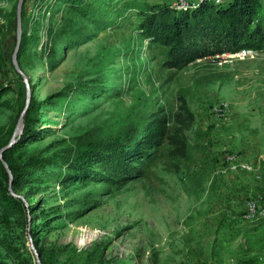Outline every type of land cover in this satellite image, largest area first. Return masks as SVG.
Returning a JSON list of instances; mask_svg holds the SVG:
<instances>
[{
  "label": "rangeland",
  "instance_id": "374dc122",
  "mask_svg": "<svg viewBox=\"0 0 264 264\" xmlns=\"http://www.w3.org/2000/svg\"><path fill=\"white\" fill-rule=\"evenodd\" d=\"M18 1L0 0V153L28 91L42 135L12 145L26 207H0V262L264 264V50L178 69L140 35L134 9L97 30L63 0H25L27 85L13 63ZM67 27L84 38L66 45ZM148 125L165 138L140 177L114 181L101 161L98 174L61 182L93 145Z\"/></svg>",
  "mask_w": 264,
  "mask_h": 264
},
{
  "label": "trees",
  "instance_id": "16d2710c",
  "mask_svg": "<svg viewBox=\"0 0 264 264\" xmlns=\"http://www.w3.org/2000/svg\"><path fill=\"white\" fill-rule=\"evenodd\" d=\"M63 1L72 7L78 16L95 25L97 30L105 28L111 23L114 24L113 16H121L128 10L134 9L137 16L140 17L137 27L140 35L146 38L151 46L158 47L161 54L167 56L166 62L170 66L178 69L197 59L218 58L223 54L235 53L244 48L264 50V0H224L222 3L204 1L184 9H178L167 2L148 3L140 0H123L125 7L112 11L113 0ZM15 13L17 14V5ZM65 30L69 33L65 36L66 45L84 38L73 31V27L64 29L62 36L66 34ZM50 40L56 42L55 39ZM25 44L26 41L23 37L19 53ZM2 86H0V91ZM90 88L85 85L84 88H81L80 93L92 95ZM33 103L34 99L32 98L24 115L23 133L17 144L27 145L29 142L41 138L42 132L37 131L39 128L38 119L30 112ZM163 137L165 138L161 132L149 129L148 125L147 129L144 128L141 132L127 131L126 134L109 143L93 145L90 150L84 152L85 155L80 153L82 157L79 159H84L78 165L72 164V171L63 175L65 180L61 179V182L74 186L83 177L87 179L93 174H98L101 169L96 171L90 166L94 168V165L101 161H107L106 173L108 178L114 181L123 182L127 179L140 177L144 173L143 168L149 167L156 160L157 147L162 143ZM10 140L6 145L10 143ZM15 146L4 150L3 159L0 158V207L2 214L8 213L6 210L9 206L15 213H21L26 207V198L17 197L11 192L9 188L10 173L4 164L5 161L11 170L13 191L18 194L16 186L19 179L22 178L23 168L12 159L10 152ZM89 181L91 179L83 180L85 183ZM31 208L29 207L27 210L29 211ZM31 223L32 221L29 222V224ZM34 232L31 234L33 235ZM33 243L37 245L36 239L33 240ZM0 264L4 263L0 262ZM42 264L45 263L42 262Z\"/></svg>",
  "mask_w": 264,
  "mask_h": 264
},
{
  "label": "water",
  "instance_id": "95a60500",
  "mask_svg": "<svg viewBox=\"0 0 264 264\" xmlns=\"http://www.w3.org/2000/svg\"><path fill=\"white\" fill-rule=\"evenodd\" d=\"M25 0H19L18 1V4H17V43H16V47H15V50H14V53H13V63H14V66L16 68V70L22 75V77L24 78V80L26 81L27 85H28V79L25 75V73L23 72L22 68L20 67V65L18 64V61H17V53H18V50H19V47H20V43H21V35H22V25H21V11H22V8H23V4H24ZM31 102V94L30 92L28 91L27 93V98H26V104H25V107L22 111V114L20 116V119H19V122H18V125L14 131V134L10 140V143L4 148L2 149L1 153H0V158L3 159V152L4 150H6L8 147L12 146L15 142H17L21 136V134L23 133L22 132V124H23V119H24V114L26 113L28 107H29V104ZM20 132V135L18 138H16V135L17 133ZM4 164L8 170V172L10 173V190L11 192L13 193V195L17 196V197H21V198H24L23 196H21L20 194H17L16 192L13 191V187H12V173H11V170L8 166V164L4 161ZM32 247L34 249V251H36V248L35 246L33 245V242H32ZM36 255H38L37 252H35ZM37 262L38 264H42L41 260L38 258L37 259Z\"/></svg>",
  "mask_w": 264,
  "mask_h": 264
},
{
  "label": "built area",
  "instance_id": "2783aa9c",
  "mask_svg": "<svg viewBox=\"0 0 264 264\" xmlns=\"http://www.w3.org/2000/svg\"><path fill=\"white\" fill-rule=\"evenodd\" d=\"M204 1H214L216 3L224 2V0H176V3L174 4V6L178 9H184V8H188L191 5H195V4L204 2ZM253 51H254L253 49L244 48V49H241L240 51L233 53L232 55H236L239 57H246L247 55L251 54ZM248 166L249 165L246 163L242 164L243 168H248Z\"/></svg>",
  "mask_w": 264,
  "mask_h": 264
}]
</instances>
